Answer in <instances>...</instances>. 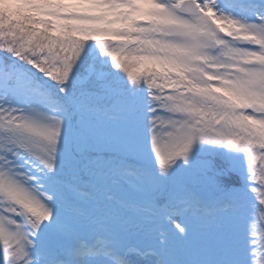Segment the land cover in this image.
I'll return each instance as SVG.
<instances>
[{"label":"snow or ice","instance_id":"6c2138e0","mask_svg":"<svg viewBox=\"0 0 264 264\" xmlns=\"http://www.w3.org/2000/svg\"><path fill=\"white\" fill-rule=\"evenodd\" d=\"M0 264H264V0H0Z\"/></svg>","mask_w":264,"mask_h":264}]
</instances>
